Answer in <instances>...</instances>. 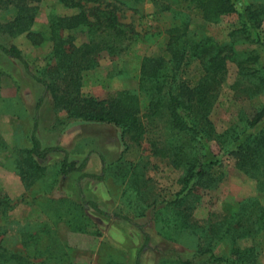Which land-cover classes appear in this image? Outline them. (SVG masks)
Returning a JSON list of instances; mask_svg holds the SVG:
<instances>
[{
    "label": "rangeland",
    "instance_id": "374dc122",
    "mask_svg": "<svg viewBox=\"0 0 264 264\" xmlns=\"http://www.w3.org/2000/svg\"><path fill=\"white\" fill-rule=\"evenodd\" d=\"M237 2L264 8V0ZM15 12L14 4L0 0V42L16 46L27 63L26 69L20 60L0 52V197L10 200L0 208V264H17L11 258L14 253L26 254L38 262L40 258L32 256L43 249L51 254L62 253L65 264H183L199 241L193 231L205 227L208 219L230 215L247 198L264 205V191L234 166L233 158L223 154L215 140L198 150L206 151L208 158L221 159L219 166L210 169L214 180L202 181L183 202L168 205L166 201L181 188L184 167H174L169 158L151 153L149 139L157 137L150 126L143 138L132 140L125 134L120 141V130L112 124L67 119L66 111L55 109L50 91L34 78L48 81L46 70L55 64L50 20L53 16L73 15L78 8L64 6L58 0H40L30 28L37 35L34 40L27 32L15 36L8 32L6 25ZM117 15L138 35L114 58L102 51L97 65L82 72L83 95L99 98L89 92L94 85L103 98L116 90H137L142 57L168 56L165 30L173 23L170 11H158L145 0L121 6ZM190 18L195 39L210 36L226 42L230 30L238 25L235 13L222 16L216 23L203 21L197 13L190 14ZM260 33L264 35V18ZM61 35L73 46L87 39L83 29L63 30ZM257 47L238 45L239 50ZM196 63H190V75L196 71ZM227 68L226 80L209 114L218 133L236 124L242 113L252 117L264 103V92L236 98L231 86L236 67L228 62ZM41 96L43 101L36 111ZM36 112V133L43 146L60 147L62 134L71 125H78L70 152L77 163L86 159L82 170L61 175L62 160L54 157L36 159L38 167L21 161L23 152L31 146L29 133ZM57 152L63 156L62 151ZM83 173L100 178L82 177ZM82 197L96 202L100 211L83 204ZM239 244L252 247L253 264H264V233ZM211 247L216 255L233 258L228 241L212 243ZM192 264L203 262L200 258Z\"/></svg>",
    "mask_w": 264,
    "mask_h": 264
},
{
    "label": "trees",
    "instance_id": "16d2710c",
    "mask_svg": "<svg viewBox=\"0 0 264 264\" xmlns=\"http://www.w3.org/2000/svg\"><path fill=\"white\" fill-rule=\"evenodd\" d=\"M58 1L64 6L78 8V12L66 17H52L49 38L54 42L55 64L46 70L48 81L34 76L50 91L56 110L66 111L67 119L73 121L112 124L120 130V141L125 134L132 140L141 139L150 126L157 137L149 139L151 153L169 158L174 167H184L181 188L173 199L166 201L168 205L180 204L199 183L214 180L210 169L213 165L219 166L221 159L208 158L206 151H198L209 140H215L223 154L233 158L234 166L253 178L258 188L264 191V103L252 117L242 113L236 124L219 133L209 118L226 80L228 62L236 67V79L231 85L236 98H249L264 92V35L260 33L263 6L238 4L237 0H146L158 11H170L173 15V23L165 30L168 56L142 57L137 90H116L98 98L81 93V74L97 65L102 51L114 58L129 48L138 33L130 24L120 21L117 9L145 0ZM8 2L16 9L13 19L6 25L8 32L13 36L27 32L34 40L37 35L30 28L40 0ZM193 13L208 23H216L222 16L235 13L238 25L230 30L226 42L210 36L195 39L190 31V14ZM72 29H83L86 41L79 46L67 44L68 39L62 37L61 31ZM241 43L258 47L239 50ZM0 52L20 60L27 69V63L16 46L0 42ZM193 61L197 62L196 71L190 75L189 65ZM42 101L43 96L37 100L36 111ZM37 127L36 112L29 133L31 146L23 152L21 161L38 167L36 159H44L52 151H62L61 175L84 168L85 158L77 163L69 159L65 149L43 146L36 133ZM81 176L100 178L85 173ZM9 201L6 196L0 197V208ZM82 203L100 211L94 201L82 197ZM193 232L199 241L191 257L182 260L183 264H192L200 258L203 264H253L250 259L252 247L241 246L239 242L264 233V205L254 198L244 199L230 215L214 221L208 219L205 227ZM32 237L36 238V235L30 239ZM147 238L145 235V242ZM220 241L229 242L232 259L213 252L211 244ZM11 258H15L17 264H65L62 253L51 254L46 249L32 256L33 259L40 258L38 262L26 254L14 253Z\"/></svg>",
    "mask_w": 264,
    "mask_h": 264
},
{
    "label": "crops",
    "instance_id": "0c3cea01",
    "mask_svg": "<svg viewBox=\"0 0 264 264\" xmlns=\"http://www.w3.org/2000/svg\"><path fill=\"white\" fill-rule=\"evenodd\" d=\"M100 89L98 88V86H92L90 89H89V92L96 95V96H99V98H103L100 94ZM78 127V125L74 126L71 125L61 136V142L60 144H58L60 147L64 148L68 155H69V159H70V156L71 155V152L70 150H72V148L74 147V129ZM40 140V139H39ZM47 157L51 158V157H54L55 159L58 158V159H63V156L60 152H57V151H52V152H49L47 155ZM71 160H73V156L71 157ZM61 164V162H60ZM60 167V166H59Z\"/></svg>",
    "mask_w": 264,
    "mask_h": 264
}]
</instances>
